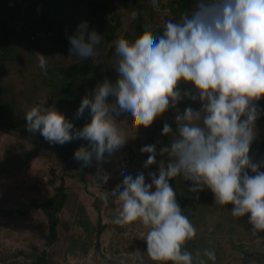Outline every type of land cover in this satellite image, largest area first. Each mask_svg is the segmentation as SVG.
Listing matches in <instances>:
<instances>
[{
    "label": "clouds",
    "instance_id": "obj_1",
    "mask_svg": "<svg viewBox=\"0 0 264 264\" xmlns=\"http://www.w3.org/2000/svg\"><path fill=\"white\" fill-rule=\"evenodd\" d=\"M165 0H148L157 14ZM138 21H133L137 27ZM103 34L81 21L68 36L69 51L82 59L97 54ZM46 70L49 57L36 53ZM118 78L114 87L105 79L85 95L75 116L87 112L89 122L76 128L55 107L33 106L24 115L30 133L39 132L50 144L75 139L82 144L74 159L83 168H95L96 182L104 162H112L126 149L120 125L147 129L170 109L176 110V128L164 123L162 136L169 143L140 148L147 154L144 168L159 162L158 172L127 174L122 190L104 201L118 204L114 223H142L147 229V255L161 264H208L214 250L193 253L184 249L196 229L183 214L171 181L190 182V191L210 190L215 202L231 206L234 217H248L253 234L264 232V160L251 153L257 138L256 121L264 99V0H195L194 7L178 20L165 22L162 34L130 48L123 38L115 41L112 64ZM181 84L191 85L182 89ZM200 104L199 109L178 105L182 100ZM207 258V259H205ZM143 264V258H138Z\"/></svg>",
    "mask_w": 264,
    "mask_h": 264
},
{
    "label": "rangeland",
    "instance_id": "obj_2",
    "mask_svg": "<svg viewBox=\"0 0 264 264\" xmlns=\"http://www.w3.org/2000/svg\"><path fill=\"white\" fill-rule=\"evenodd\" d=\"M37 1L0 0V39L9 42L8 53L0 50V264H37L49 233L41 205L63 183L67 200L59 216L58 239L48 249V264H138L140 257L143 264H161L146 253L148 229L138 221L114 223L119 205L105 208L104 201L122 190L125 175L144 172L146 182H150L149 172H158L159 162L166 158L157 155V164L145 169L147 154L140 148L154 144L159 153L169 143L170 138L161 131L164 123L176 128L175 109L170 108L147 129L117 128L128 141L125 151L112 162L105 161L99 170L107 181L105 186L96 182L98 170L94 167L84 177L78 175L81 165L73 154L84 140L50 144L39 132L9 128L26 125L24 115L33 106L55 107L63 114H72L74 109L65 101L62 89L109 77L115 70V41L123 38L128 43L134 36L133 0H52L54 5L45 4L44 13L56 21V32L32 29L28 8ZM145 2L151 9L148 0ZM194 4L195 0H165L160 12L154 14L152 38L162 34L167 20H178ZM81 21L103 34L97 54L86 60L71 56L69 51L68 36ZM36 53L49 57L46 70L39 67ZM186 106L199 109L200 104L185 99L177 107L182 112ZM71 121L76 128L82 127L78 120ZM256 128L255 141H263L261 116ZM170 183L183 214L196 229L184 249L194 257L197 250H214V264H264V232L253 234L247 216L234 217L231 206L216 203L208 189L194 193L190 182L180 178Z\"/></svg>",
    "mask_w": 264,
    "mask_h": 264
},
{
    "label": "trees",
    "instance_id": "obj_3",
    "mask_svg": "<svg viewBox=\"0 0 264 264\" xmlns=\"http://www.w3.org/2000/svg\"><path fill=\"white\" fill-rule=\"evenodd\" d=\"M45 4L47 6L54 5L52 0H38L37 2L29 6L28 8L29 23L32 25V29L38 27V29L42 28L48 32H56L58 29V25L56 21L45 15L44 13V9L46 7ZM132 7L134 8V12H135L134 20L138 21L139 24L137 27L134 28V36L128 42L130 48H134L138 46L140 43H142L145 35L150 34L152 27L155 24V16L151 11L150 7L145 2V0H133ZM0 50H2L4 53L9 52L8 40L0 39ZM117 78L118 75L114 70L109 75L107 80L111 81V83L112 82L116 83ZM98 82L99 81H87L81 83L79 86L75 88L64 87L62 89V95L65 101L74 109V112L72 114L70 115L64 114L67 119L78 120L82 127L85 123L89 122V117L86 112L80 118H77L75 116V113L81 103L82 97H84L85 95H90ZM258 106L260 109L264 110V103L258 104ZM260 116L264 123V111H262V114ZM9 128L16 131H22L24 129H27L26 125H9ZM85 143L86 142L84 141V144ZM251 153L254 155V158L256 160H262L264 156V140L254 141L251 147ZM88 169L89 168L80 167L78 175L84 177ZM66 200H67V193L63 183L57 189L55 195L41 205V209L43 210L49 223V233L46 238L45 249L42 251L41 255L39 256L37 264H48V249L51 248L58 239L59 216L65 206ZM103 228L104 227L100 228L99 236L101 235Z\"/></svg>",
    "mask_w": 264,
    "mask_h": 264
}]
</instances>
